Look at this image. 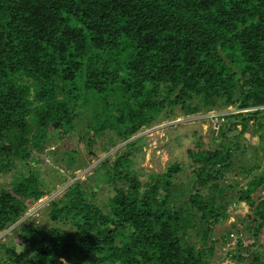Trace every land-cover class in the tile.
<instances>
[{
	"label": "trees",
	"instance_id": "16d2710c",
	"mask_svg": "<svg viewBox=\"0 0 264 264\" xmlns=\"http://www.w3.org/2000/svg\"><path fill=\"white\" fill-rule=\"evenodd\" d=\"M178 106L186 117L234 110L214 135L217 147L187 149L188 183L176 182L184 164L174 158L142 182L133 157L144 141L130 139ZM171 128L163 127L164 136ZM247 132L260 144L250 166L238 167L245 174L239 186L227 175L247 151ZM125 141L123 152L88 176L109 187L105 202L75 180L45 208L64 228L20 221L50 194L35 167L40 157L75 178L80 150L93 161ZM0 171L12 178L0 187V233L12 227L15 235L0 242L2 264H210L232 232L257 244L264 228V197L253 198L264 190V0H0ZM239 203L252 215L215 235L214 225ZM246 251L239 240L233 264H262V251Z\"/></svg>",
	"mask_w": 264,
	"mask_h": 264
},
{
	"label": "rangeland",
	"instance_id": "374dc122",
	"mask_svg": "<svg viewBox=\"0 0 264 264\" xmlns=\"http://www.w3.org/2000/svg\"><path fill=\"white\" fill-rule=\"evenodd\" d=\"M220 109L219 107H215L208 111L202 110L195 115L186 117L178 106L174 108V115L168 120L159 124H154L150 128H145L138 134L134 135L130 141H135L139 137H141L144 141L142 153H135V158L133 157V169L139 168L144 170V176L141 177L142 182H146L147 175L152 172L162 173L167 165V162L174 158V160L177 159L178 162L181 161L180 163L184 164L183 172H180L177 175L178 178H176V182L179 184L188 183L191 177V167L189 166L190 160L187 157L186 151L187 149H195L198 145H200L203 149L209 150L218 146L220 142L214 141L216 134L212 129L215 126L213 124L214 120L212 116L218 115L219 113H229L234 110V108L229 107L228 110ZM168 125L172 128L169 132H167L166 136H164L163 127ZM237 130H240L239 126L237 127ZM126 143V141L117 142V144L108 152L103 153L99 159L93 161H87L86 156L80 150L73 168L75 178H71L68 172H63L62 170L58 172L57 168L52 164V161H49L45 155L40 157L41 162L40 164H35V167L41 172L39 175L43 178V180L51 186L50 194L49 196L39 200L35 206L30 208L20 221L34 220L35 224H39L42 227L55 226L64 228L65 225L63 223H52L44 216L46 211L45 208L48 207V202L51 199L61 196L63 191L75 180L85 182V184H87L86 186L90 187V192H93L94 195H96L95 199L97 201L103 200L105 202L110 194L107 189L109 187H105V185L101 182L95 184L93 179H96V176H93L91 179H88V176L93 174L98 163L104 158L108 156L113 160L115 153L119 154L123 152L125 150ZM241 144L247 151L242 157H238L237 160H235L234 173L227 175L229 183L235 181L239 184V186L243 185L244 180L242 177L245 174H242V169L238 167L241 166V164H244L243 166L245 167L250 166L251 158H253L254 153L253 149L258 147L260 144L259 136L252 135L251 132H247L243 135ZM256 156L260 163L261 155L256 153ZM21 166L22 164L16 165L14 170L16 174L23 171ZM11 179L10 175L8 176V174H4L0 171V187H3L11 181ZM259 196L264 197V190H258L253 195L255 204L260 200ZM247 215H252L248 205L239 203L237 205L230 206L228 208V219L214 225V233H224L228 229L232 228V224L230 223L234 220L237 222L238 217L243 218ZM235 227L238 230L242 229V225L240 224H235ZM11 229L12 227L0 233V242L6 241L10 238V236L15 237V235L12 234ZM195 231L189 232L193 242H196L199 239V235ZM219 242L222 244V241ZM197 245L199 246V243H197ZM258 245V249L260 246L264 247V228L259 236ZM211 262V264H221L222 262L225 264L228 262V260L224 258L221 248L216 251L215 257L211 260ZM63 264L66 263L63 262Z\"/></svg>",
	"mask_w": 264,
	"mask_h": 264
},
{
	"label": "built area",
	"instance_id": "2783aa9c",
	"mask_svg": "<svg viewBox=\"0 0 264 264\" xmlns=\"http://www.w3.org/2000/svg\"><path fill=\"white\" fill-rule=\"evenodd\" d=\"M227 114L228 113H219L218 115L212 116V118L214 120L213 124L216 126L215 127L213 125L214 127L212 128L214 130L215 134L218 133V130H219L220 126H221V123L224 120L223 116L227 115ZM239 240L241 241V244L243 246H245L246 249H247V251H246L247 253H244L245 257L250 255L252 252H256L258 250V246H259L258 244H255L253 241L247 242L244 238H241V235L236 234L235 232H232V233L229 234V240L226 241V246L221 248L223 254L224 255L228 254V256H230V253H232V252H234L236 250ZM233 263H234L233 261L228 260V262L225 263V264H233ZM213 264H215V263H213ZM221 264H224V262L221 263Z\"/></svg>",
	"mask_w": 264,
	"mask_h": 264
},
{
	"label": "clouds",
	"instance_id": "9594fccd",
	"mask_svg": "<svg viewBox=\"0 0 264 264\" xmlns=\"http://www.w3.org/2000/svg\"><path fill=\"white\" fill-rule=\"evenodd\" d=\"M243 204H245V203H243ZM227 219H228V218H227ZM232 223H233V222H232ZM232 223H230V224H232ZM214 234L216 235V233H214ZM212 240H213V239H212ZM258 242H259V241H258ZM257 244H258V243H257ZM220 248H222V247H221V243L219 242V243L215 246V248H214V252H215V254H216V251H217L218 249H220ZM236 249H237V248H236ZM235 251H236V250H235ZM235 251H234V252H235ZM258 251H262V252H263V256H262L261 263L264 264V247H261V246H260V248L255 252V254H257ZM234 252L230 253V256H231ZM230 256H228V254H226V257H225L226 260L233 261V259H232V256H233V255H232L231 257H230ZM211 263H212V262H211ZM211 263H210V264H211ZM222 263H223V262H222Z\"/></svg>",
	"mask_w": 264,
	"mask_h": 264
}]
</instances>
